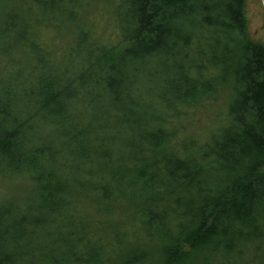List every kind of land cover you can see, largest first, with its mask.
Listing matches in <instances>:
<instances>
[{
	"label": "trees",
	"instance_id": "1",
	"mask_svg": "<svg viewBox=\"0 0 264 264\" xmlns=\"http://www.w3.org/2000/svg\"><path fill=\"white\" fill-rule=\"evenodd\" d=\"M245 2L0 0V264H264Z\"/></svg>",
	"mask_w": 264,
	"mask_h": 264
},
{
	"label": "rangeland",
	"instance_id": "2",
	"mask_svg": "<svg viewBox=\"0 0 264 264\" xmlns=\"http://www.w3.org/2000/svg\"><path fill=\"white\" fill-rule=\"evenodd\" d=\"M245 18L247 22V33L250 39L254 42H258L264 45V7L262 0H246L245 6ZM88 13V10L82 12L80 20L84 22V15ZM100 37V35H99ZM99 41L101 38H99ZM216 107L219 108V105L216 104ZM214 107H204L197 113V119L204 124V128L210 125L211 121H215L212 117L214 113ZM217 117V116H216ZM216 121L218 118H215ZM210 121V122H209ZM196 122V121H195ZM264 171V169H263ZM262 171V172H263Z\"/></svg>",
	"mask_w": 264,
	"mask_h": 264
},
{
	"label": "water",
	"instance_id": "3",
	"mask_svg": "<svg viewBox=\"0 0 264 264\" xmlns=\"http://www.w3.org/2000/svg\"><path fill=\"white\" fill-rule=\"evenodd\" d=\"M262 3H263V7H264V0H262Z\"/></svg>",
	"mask_w": 264,
	"mask_h": 264
}]
</instances>
